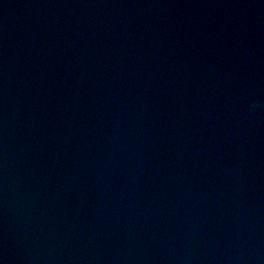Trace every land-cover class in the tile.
Returning <instances> with one entry per match:
<instances>
[{
	"label": "water",
	"instance_id": "1",
	"mask_svg": "<svg viewBox=\"0 0 264 264\" xmlns=\"http://www.w3.org/2000/svg\"><path fill=\"white\" fill-rule=\"evenodd\" d=\"M0 264H264V0H0Z\"/></svg>",
	"mask_w": 264,
	"mask_h": 264
},
{
	"label": "clouds",
	"instance_id": "2",
	"mask_svg": "<svg viewBox=\"0 0 264 264\" xmlns=\"http://www.w3.org/2000/svg\"><path fill=\"white\" fill-rule=\"evenodd\" d=\"M253 107L255 106V105H252Z\"/></svg>",
	"mask_w": 264,
	"mask_h": 264
}]
</instances>
